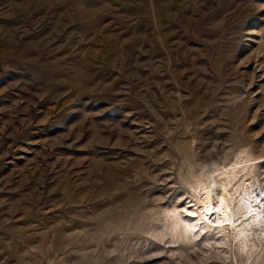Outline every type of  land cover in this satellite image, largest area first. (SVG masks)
I'll use <instances>...</instances> for the list:
<instances>
[{"label":"rangeland","instance_id":"rangeland-1","mask_svg":"<svg viewBox=\"0 0 264 264\" xmlns=\"http://www.w3.org/2000/svg\"><path fill=\"white\" fill-rule=\"evenodd\" d=\"M261 156L264 0H0V264H264Z\"/></svg>","mask_w":264,"mask_h":264},{"label":"bare ground","instance_id":"bare-ground-1","mask_svg":"<svg viewBox=\"0 0 264 264\" xmlns=\"http://www.w3.org/2000/svg\"><path fill=\"white\" fill-rule=\"evenodd\" d=\"M254 161V163H263L264 156ZM242 166L245 165L242 164L234 168L236 174H240L241 171L244 170ZM252 171L254 170L252 169L251 172ZM251 172L246 173L251 176ZM227 181V185L222 186L220 189H216V185L211 183L205 186V189L200 194V204L197 209L198 215H200L201 219H204L206 223L217 226L224 220H230V223L234 225L236 236L240 238L242 236L243 241H247L249 237L251 240L264 241V195H262L261 198H259V196L257 197L258 199H253L249 195L250 192L252 194L256 190L252 183L249 182L248 187H243V185L241 186L239 184L240 192H238V186L232 187L229 177H227ZM234 209L239 210L240 214L237 218L233 212ZM247 212L250 214L249 218L246 217V214H248ZM233 232L234 231H232V233ZM236 247L235 245V248Z\"/></svg>","mask_w":264,"mask_h":264}]
</instances>
